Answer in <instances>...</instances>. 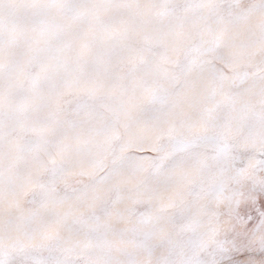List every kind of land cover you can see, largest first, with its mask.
<instances>
[{"label":"snow or ice","instance_id":"snow-or-ice-1","mask_svg":"<svg viewBox=\"0 0 264 264\" xmlns=\"http://www.w3.org/2000/svg\"><path fill=\"white\" fill-rule=\"evenodd\" d=\"M0 264H264V0H0Z\"/></svg>","mask_w":264,"mask_h":264}]
</instances>
